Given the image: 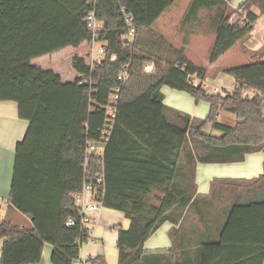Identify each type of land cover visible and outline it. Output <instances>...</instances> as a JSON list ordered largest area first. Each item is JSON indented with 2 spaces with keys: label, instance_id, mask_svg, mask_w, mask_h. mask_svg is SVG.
I'll use <instances>...</instances> for the list:
<instances>
[{
  "label": "trees",
  "instance_id": "obj_1",
  "mask_svg": "<svg viewBox=\"0 0 264 264\" xmlns=\"http://www.w3.org/2000/svg\"><path fill=\"white\" fill-rule=\"evenodd\" d=\"M177 1L0 0V102L16 103L19 118L29 122L16 147L9 205L33 223L28 229L0 222L1 264H40L46 244L53 246V264L80 258L77 243L89 237L79 224L68 228L66 222L80 220L74 195L82 189L87 145L99 141L116 88L121 98L113 134L103 158L90 164L94 174L104 172V207L130 221L119 231L118 264H264V172L250 180L214 179L207 195L197 185L199 164L264 154V50L252 64L225 69L234 90L208 94L193 82H204L208 69L153 30ZM232 2L191 0L181 23L184 45L204 28L213 31L211 65L246 40L264 16V0H245L238 9ZM92 11L106 49L100 63L75 57L73 82L32 65L91 43L86 19ZM151 63L149 75L144 70ZM126 67L128 79L120 82ZM164 87L208 103V117L167 106ZM246 91L255 96L244 97ZM222 112L236 115L238 123H221ZM207 127L212 133H205ZM166 223L173 225L172 248L146 251ZM92 263L107 264L103 257Z\"/></svg>",
  "mask_w": 264,
  "mask_h": 264
},
{
  "label": "crops",
  "instance_id": "obj_2",
  "mask_svg": "<svg viewBox=\"0 0 264 264\" xmlns=\"http://www.w3.org/2000/svg\"><path fill=\"white\" fill-rule=\"evenodd\" d=\"M241 4L245 2V0H241ZM190 4V3H189ZM236 5L233 2L231 3V7L233 9H238L241 5ZM189 6V5H188ZM188 8V7H187ZM169 10V9H168ZM166 11L162 17L158 20L164 19L161 23L163 24L161 28H164L165 32L162 31L160 28V33L156 32L168 39L174 46L176 47H183L185 48L186 56L195 64L206 67L209 71L208 78L203 82L198 80L196 86H202L204 83H208L211 81V77L217 78L221 84L228 82L225 81V69L229 67L221 64V60L226 56L225 54L219 61L213 65L209 62V54L211 53V48L209 50L206 49V55H201V43L202 39H199V46L194 47L192 45L194 36L199 35L195 34L190 37V41L188 45L183 44L184 38L182 37L181 44L177 45L169 38L170 30L175 29V25L170 19V14L173 11ZM187 9L184 11V16ZM258 13V11H256ZM183 16V18H184ZM264 17V16H260ZM260 18L255 25L256 33L249 38L247 41L243 43V48L251 53H256L260 50V48L264 44V23L262 26H258ZM157 21V22H158ZM183 21V19H182ZM156 22V23H157ZM167 22V23H166ZM182 23V22H181ZM160 24V25H161ZM181 27V24L179 25ZM203 30L207 31V28ZM253 31V32H254ZM181 33V30L179 29ZM168 34V35H167ZM208 35L209 33H205ZM176 41V40H175ZM238 45V44H237ZM89 47L91 48L90 43L83 44L80 48H67L62 50L58 53L59 54V61L61 63L67 58L66 55L69 54V51H72V60L75 57H81V51ZM64 53V54H62ZM195 55V56H194ZM197 56V57H196ZM70 60V59H69ZM198 61V62H197ZM68 64V63H67ZM71 70L74 74V79L77 78V73L71 67ZM53 71V70H51ZM56 74L60 75L63 82H73L67 81L64 79L63 74L55 72ZM224 74V75H223ZM228 76V75H227ZM232 79V90L235 88V81ZM209 84V83H208ZM211 86V85H210ZM168 87H164L162 89L163 94L165 96L164 103L172 108L178 109L186 114H189L192 117L199 118V119H206L210 113V105L208 107L203 105L205 102H197L194 98H192L189 94L185 92L179 91H170L168 93L166 90ZM227 88V86H226ZM170 89V88H169ZM220 89L218 86H211L209 90H206L208 94L215 95L214 90ZM172 90V89H171ZM229 89H225L228 91ZM221 91V90H220ZM190 96L196 103V105L192 106V101L185 97L186 95ZM178 102L182 105H186L187 108L184 106H178ZM184 107V108H182ZM182 109V110H181ZM207 115V116H206ZM206 117V118H205ZM29 122L25 120H21L18 116V105L14 102H0V198L3 201V205L0 207V222L7 221L11 222L12 224L18 225L24 228H33L32 220L19 213L17 210L13 209L9 205L10 195H11V188H12V180H13V172H14V164H15V156H16V147L19 142H21L28 130ZM264 162V154L263 153H255L249 154L246 156L245 160L240 163L234 164H199L197 167V185H198V192L202 195H207L211 190V183L214 179H254L259 177L263 174ZM130 226V221L125 218V216L117 211L104 209L98 216H97V223L94 227V235L93 239L84 244L81 248L80 252V259H85L88 257H103L105 258L107 264H118V236L120 230H127ZM173 225L171 223L164 224L154 235L153 237L146 243L145 250L146 251H164L169 250L172 248V241L169 238V231ZM153 240V241H152ZM149 244L151 246L147 247ZM2 248L3 242H0V264H1V255H2ZM52 254H53V246L50 244H46L43 249L42 260L40 264H53L52 263ZM80 259L74 262V264H80Z\"/></svg>",
  "mask_w": 264,
  "mask_h": 264
},
{
  "label": "built area",
  "instance_id": "obj_3",
  "mask_svg": "<svg viewBox=\"0 0 264 264\" xmlns=\"http://www.w3.org/2000/svg\"><path fill=\"white\" fill-rule=\"evenodd\" d=\"M237 19L231 18V23H234ZM87 26L89 29L90 34L93 37V41L91 44V50L88 54V59L90 64L94 66L96 63H100L101 59L104 57L106 53V49L102 44H100L98 49H95V44L99 43L98 38L102 31V24L97 18L96 12L92 11L87 16ZM132 21L130 16H126V22L130 24ZM133 37V32L130 31L127 36V41L131 43ZM144 72L146 74H153L154 73V64H147L145 66ZM129 76V69L126 67L118 76V80L120 82H125ZM198 79L193 80L194 86L197 85ZM205 90H209L211 87L210 84L207 82L202 85ZM236 87V86H235ZM214 94L218 95L221 94L220 89H215ZM255 93L252 91H246L244 93V97H254ZM121 98V89L116 88L112 92L111 96L109 97V101L107 106L105 107L106 112V121L101 130V136L99 141L97 142H89L86 149V157L85 162L83 164V184L82 189L80 192L74 195V200L76 204V210L80 217L78 223L76 220L69 219L66 222V226L68 228H74L78 224L81 227V230L85 233L86 236L89 237L90 242L93 239L94 235V227L97 223V216L105 209L104 207V198L106 194V182L104 172L94 174L92 172V166L90 164V160L92 158H103L105 154L106 147L110 142L111 136L113 134V130L115 127L119 102ZM3 205V201L0 198V207ZM88 242L78 241V245L80 248L83 247L84 244ZM80 259V258H79ZM94 257H88L85 259H80V264H93L92 260Z\"/></svg>",
  "mask_w": 264,
  "mask_h": 264
},
{
  "label": "rangeland",
  "instance_id": "obj_4",
  "mask_svg": "<svg viewBox=\"0 0 264 264\" xmlns=\"http://www.w3.org/2000/svg\"><path fill=\"white\" fill-rule=\"evenodd\" d=\"M190 2H191V0H178L175 3V5H173L171 8H169L170 11H173L170 14V19L169 20H172V22L175 25V29L174 30L168 31L169 34H170L169 38L173 42H175V44H177V45H180L182 37L184 38V35L179 32V29H180L179 25L182 22V19H183V16H184V11L187 9V7H188ZM241 2H242L241 0H233V3L236 4V5L241 4ZM232 18L236 19L235 16H232ZM163 21H164V19H161L160 21H158L154 25V30H156V32L160 33V28L163 25L161 23ZM263 23H264V17H261L260 21L258 23L259 24L258 26H262ZM161 29H162V31L165 32L164 28H161ZM207 32L208 33L210 32V33L208 35H206L205 33H207ZM254 33H256V30L254 32H252V34L246 40H244L243 42H241L238 45H236L226 56H224V58L221 60L222 61L221 64H224L225 66H227L229 68H233V67H240V66L249 65V64H252V63L256 62V60L253 58V56L254 55H258L260 52H262L264 50V44L260 48V50L257 51L256 53H251V52H249V51H247V50H245L243 48V43L245 41H247L249 38H251L254 35ZM192 39H194V41L192 43V45L194 47H196V46L198 47L199 46V39H202L201 52L200 53H201L202 56L203 55L205 56L206 53H207L206 49L207 50H209L210 48L212 49L215 37H214L213 31H211V30L209 31L207 29V31L201 30L199 35L194 36V38H192ZM99 46H100V43L95 44V49H98ZM90 50H91V48L89 49V47H86V48H84L81 51V54H82L81 57L86 58L88 63H90V61L88 60V56L87 55L90 53ZM62 54H64V53H62ZM72 55H73L72 51H69V54L66 55L67 58L64 60L63 63H61L59 61V59H58L60 57L59 54L58 55L57 54H52V55H49V56H45V57L33 60L32 61V65L37 66L39 68H42L43 70H53V72L61 73V74H63L65 80L72 81V80H75L74 79V74H73V72L71 70L72 62H73V61H71L72 58H73V57H71ZM209 56H210V54H209ZM227 75L228 74L225 73V78H226L225 81H228V82H225V83L221 84V82L218 81L217 78L211 77V81H209L208 83L212 87L213 86H218L220 88V90H221V94L224 95L227 92H231L232 88H233L232 87L233 83H232V79H231L232 77L230 75H228V76ZM226 86H227V88H226ZM167 89L168 90H166V91L168 93H170V91H173V90H171L169 88H167ZM225 89H229V90L225 91ZM185 97H187L188 99H190L192 101V106L196 105L195 101L190 96L186 95ZM177 104H178V106H184L185 108H187L186 105H182L180 102H178ZM203 105H206V102L203 103ZM194 106H193V108H194ZM206 106L208 107V105H206ZM184 107H182V108H184ZM207 114H209V107H208ZM219 121L221 123H224V124H227V125H230V126H235L238 123L236 115L231 114V113H227V112H222L220 114ZM205 133H207V134L212 133L211 127H207L205 129ZM213 134L219 135V133H215V132ZM149 246H151V244H149L147 247H149Z\"/></svg>",
  "mask_w": 264,
  "mask_h": 264
}]
</instances>
